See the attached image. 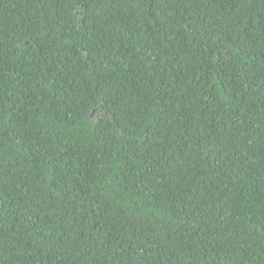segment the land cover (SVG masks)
Instances as JSON below:
<instances>
[{"label": "trees", "instance_id": "obj_1", "mask_svg": "<svg viewBox=\"0 0 264 264\" xmlns=\"http://www.w3.org/2000/svg\"><path fill=\"white\" fill-rule=\"evenodd\" d=\"M0 264H264V0H0Z\"/></svg>", "mask_w": 264, "mask_h": 264}]
</instances>
